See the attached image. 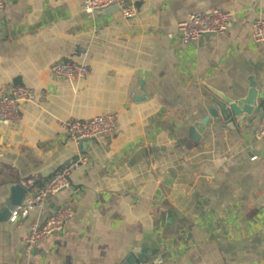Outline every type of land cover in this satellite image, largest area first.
I'll list each match as a JSON object with an SVG mask.
<instances>
[{"label": "crops", "instance_id": "0c3cea01", "mask_svg": "<svg viewBox=\"0 0 264 264\" xmlns=\"http://www.w3.org/2000/svg\"><path fill=\"white\" fill-rule=\"evenodd\" d=\"M3 2L0 91L20 84L36 100L0 127V210L13 186L28 199L78 157L86 163L42 210L0 222V264H264V138L254 137L264 44L250 37L264 0H126L129 19L116 6L87 14L80 0ZM213 10L233 15L224 35L179 41V21ZM59 61L88 73L58 80L50 69ZM249 78L252 115L241 126L210 117L190 141L188 128L212 107L207 87L238 99ZM103 114L116 116L111 135L81 147L65 140L62 121ZM61 206L73 211L64 233L26 252L29 227Z\"/></svg>", "mask_w": 264, "mask_h": 264}, {"label": "built area", "instance_id": "2783aa9c", "mask_svg": "<svg viewBox=\"0 0 264 264\" xmlns=\"http://www.w3.org/2000/svg\"><path fill=\"white\" fill-rule=\"evenodd\" d=\"M82 9L87 14L116 6L120 9L125 19L132 18L136 11L133 7L125 6L126 0H80ZM4 8L3 0H0V11ZM233 15L227 11L213 10L210 12H198L190 14L187 19L179 21L176 25V35L181 43L187 44L204 35L221 36L226 33ZM251 41L256 44H264V20L253 21L250 30ZM85 53L83 56L85 57ZM51 74L58 80L79 81L87 73V67L82 63L71 61H59L52 65ZM36 100L34 91L20 84H11L0 91V127L18 124L21 121L20 105L33 103ZM114 114H103L86 120L70 119L62 121L60 127L64 132L67 142L80 145L89 139H97L111 135L115 129ZM254 137L264 138V108L262 115L254 129ZM255 159V157L251 158ZM86 163V158L78 157L69 166L53 173L47 182L36 194L14 208L8 220L15 223L25 217L32 208L43 209L46 201L59 192L69 188L68 175L71 169ZM73 217L70 207L61 206L49 214L41 225H31L24 241L26 252H31L38 244L53 235H61L65 231V225ZM161 258L154 260L138 261L134 264H161Z\"/></svg>", "mask_w": 264, "mask_h": 264}, {"label": "water", "instance_id": "95a60500", "mask_svg": "<svg viewBox=\"0 0 264 264\" xmlns=\"http://www.w3.org/2000/svg\"><path fill=\"white\" fill-rule=\"evenodd\" d=\"M140 91L143 93V81H138ZM211 95L208 97L212 107L208 109V114L199 122H195L188 128V138L194 143H198L201 135L204 132L206 123L210 117H220V119L229 123L231 120L236 119L237 125H242L243 122L250 117L257 106V89L255 82L252 78L248 79V89L244 97L238 99H231L226 97L220 91H217L211 87H207ZM144 98L142 95L136 100ZM231 126H234L231 124ZM86 141L81 142L80 147L84 145ZM25 199L24 190L19 186H13L11 188L10 199L7 200L2 210H0V222L8 220L10 213L19 206ZM147 259H141L146 261Z\"/></svg>", "mask_w": 264, "mask_h": 264}]
</instances>
